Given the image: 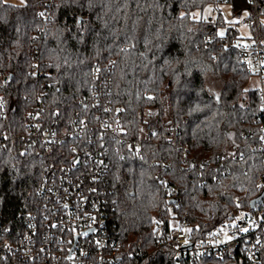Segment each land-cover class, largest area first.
<instances>
[{"label": "trees", "instance_id": "1", "mask_svg": "<svg viewBox=\"0 0 264 264\" xmlns=\"http://www.w3.org/2000/svg\"><path fill=\"white\" fill-rule=\"evenodd\" d=\"M23 1L0 0V220L18 228L38 209L36 190L47 160L32 150L22 153L15 139L25 132L36 96L42 93L49 114L69 115L89 94L94 66L113 58L111 98L123 109L129 136L137 137L139 113L146 108L161 119L159 133L140 156L122 148L111 158L110 226L122 244L123 264H187L157 246L153 217L167 229L174 219L217 225L250 209L262 192L264 98L261 89H247L253 76L243 70L239 53L225 47L238 36L237 24H228L220 11L215 20L192 17L212 0ZM256 3L264 9V0ZM230 4L238 18L249 8L247 0ZM47 11L52 21L43 32L40 14ZM3 134L11 138L5 141ZM219 156L226 160L212 169L189 163ZM159 172L182 191L178 208L164 196Z\"/></svg>", "mask_w": 264, "mask_h": 264}, {"label": "built area", "instance_id": "2", "mask_svg": "<svg viewBox=\"0 0 264 264\" xmlns=\"http://www.w3.org/2000/svg\"><path fill=\"white\" fill-rule=\"evenodd\" d=\"M230 1L212 0L215 5L232 7ZM247 2L249 8L236 23L239 34L225 47L239 53L245 72L263 81L264 9L256 0ZM40 18L44 32L50 27L52 15L47 11ZM241 27L249 28L248 37L240 35ZM32 62V73L37 77L41 74L37 51L32 54ZM114 64L109 58L94 66L89 94L79 99L78 109L69 115L60 110L49 114L42 93L36 96L26 116L25 132L15 139L22 153L32 150L37 158H46L47 167L36 190L38 209L26 214L18 228L0 220V264L124 263L122 244L110 226L115 210L114 190L108 182L111 158L122 148L140 156L143 146L159 133L161 119L158 111L146 108L139 113L137 137L129 136L123 125V109L111 98ZM261 95L264 98V90ZM9 138L3 134V140ZM259 151L264 160V124ZM192 160L190 165L201 171L221 166L226 158ZM156 180L168 202L174 200L169 205L178 208L182 191L165 182L160 172ZM258 183L264 185V172ZM234 201L240 203L239 198ZM151 231L158 247L168 248L187 264L201 259L264 264V198L254 208L217 225H189L174 219L167 229L162 219L153 217Z\"/></svg>", "mask_w": 264, "mask_h": 264}, {"label": "rangeland", "instance_id": "3", "mask_svg": "<svg viewBox=\"0 0 264 264\" xmlns=\"http://www.w3.org/2000/svg\"><path fill=\"white\" fill-rule=\"evenodd\" d=\"M9 3H13L16 5H22L24 3L23 0H4ZM219 11L224 14L225 20L228 24L231 23H237L238 17H234L232 15V7L228 5H215V4H208L203 10H196L193 14L192 17L194 19H213L215 20L219 14ZM263 25H264V20H263ZM224 33V29L220 31V33ZM240 35L242 37H248L250 35V30L247 27H241L240 28ZM212 79L208 77V81L210 82ZM263 87V89H262ZM250 88H259L264 90V80L262 81L259 78L252 77L250 80V83L247 87V89Z\"/></svg>", "mask_w": 264, "mask_h": 264}, {"label": "water", "instance_id": "4", "mask_svg": "<svg viewBox=\"0 0 264 264\" xmlns=\"http://www.w3.org/2000/svg\"><path fill=\"white\" fill-rule=\"evenodd\" d=\"M264 198V189L262 190V192L256 197L254 198L251 203H250V207L254 208L255 205L257 203H260L262 201V199ZM169 203H174V200H170Z\"/></svg>", "mask_w": 264, "mask_h": 264}, {"label": "snow or ice", "instance_id": "5", "mask_svg": "<svg viewBox=\"0 0 264 264\" xmlns=\"http://www.w3.org/2000/svg\"><path fill=\"white\" fill-rule=\"evenodd\" d=\"M245 14H247V13H245ZM40 15L43 16V13H41ZM78 23H83V22L82 21H78ZM223 34H224L223 32L220 33L221 36H223ZM149 99H151V97H149ZM105 111H108V110L105 109ZM258 187H261L262 189H264V185H259ZM241 231H245L246 232V231H248V229H241ZM229 239H231V238H229Z\"/></svg>", "mask_w": 264, "mask_h": 264}]
</instances>
